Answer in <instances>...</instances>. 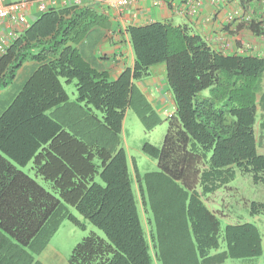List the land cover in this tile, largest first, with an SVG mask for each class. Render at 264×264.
I'll return each mask as SVG.
<instances>
[{"label":"trees","instance_id":"1","mask_svg":"<svg viewBox=\"0 0 264 264\" xmlns=\"http://www.w3.org/2000/svg\"><path fill=\"white\" fill-rule=\"evenodd\" d=\"M246 23L264 34V0ZM108 16L78 5L49 9L0 55V91L25 62L37 67L0 115V228L22 245L48 240L64 219L92 232L73 249L69 264H225L260 256L264 233L255 223H228L205 202L237 170L264 184V152L257 121L264 109V58L225 53L185 24L129 25L134 63L112 78L75 46ZM165 65L174 103L161 147L143 150L157 169L134 175L122 137L133 107L146 129L161 120L137 82ZM63 80L76 81L71 100ZM151 113V114H149ZM264 129V121L259 122ZM100 160V164L95 162ZM54 193L21 170L29 162ZM57 194V195H55ZM264 215V202H252Z\"/></svg>","mask_w":264,"mask_h":264},{"label":"crops","instance_id":"2","mask_svg":"<svg viewBox=\"0 0 264 264\" xmlns=\"http://www.w3.org/2000/svg\"><path fill=\"white\" fill-rule=\"evenodd\" d=\"M12 1L18 0H5L7 3ZM46 1L47 10H60L78 5L108 16L109 25L107 27L94 26L89 30L85 39L75 46L94 66L109 71L112 78H116L125 67H130L134 63L132 46L126 32L129 25H144L153 22L185 24L192 28L194 33L203 36L211 46L225 53L257 55L264 50V35L254 34L248 24L242 21L243 12L250 13L254 6L244 10L239 0H226L219 4L213 3L212 0H204L199 13L193 17L181 13V9L190 0H135L123 10L103 0ZM47 10H39L37 1L31 0L25 11V23L8 19L0 20V37L8 39L7 47ZM2 53L4 51L0 50V55ZM36 67L37 63L34 61L25 62L13 82L0 91V115L7 109ZM152 83L160 91L158 98L147 90ZM137 85L148 100L173 102L166 86L164 64L155 66L152 75L137 82ZM155 264L159 263L155 262Z\"/></svg>","mask_w":264,"mask_h":264},{"label":"rangeland","instance_id":"3","mask_svg":"<svg viewBox=\"0 0 264 264\" xmlns=\"http://www.w3.org/2000/svg\"><path fill=\"white\" fill-rule=\"evenodd\" d=\"M262 8V7H260ZM259 8V9H260ZM264 8V6H263ZM264 9H260L263 11ZM154 67L151 69L153 72ZM145 80V79H144ZM63 84L69 93L71 100L76 98V81ZM147 90L154 97L160 96L155 84L148 86ZM154 105L157 116L161 120L153 129H146L142 119L133 107H129L125 112L123 122L122 137L124 147L128 154L129 168L134 175V165L138 167L143 175L146 172L157 169V160L146 154L143 147L146 143L156 147H161L168 131V116L174 112V103L168 100L159 102L149 100ZM151 114V113H149ZM257 121V135L259 138V151L264 152V129L260 128L259 122L264 121V109L259 106ZM95 162L100 164V160ZM33 162H29L25 167H21L25 173L35 178L47 190L54 193L50 183L36 176L32 169ZM57 195V194H55ZM58 196V195H57ZM264 202V184L256 183L251 175H243L237 170L235 178L225 187L205 198L210 209L217 212L222 221L223 227L228 223L251 222L258 225L264 233V215L252 214V202ZM71 212L80 220L81 225H77L69 219H64L59 228L46 240H40L38 245L42 250H38L37 245H22L13 236L0 228V264H69V257L75 246L92 232L103 236L104 233L98 227L90 223L81 216L75 208L70 207ZM225 264H264V251L260 256L232 259L228 258Z\"/></svg>","mask_w":264,"mask_h":264},{"label":"built area","instance_id":"4","mask_svg":"<svg viewBox=\"0 0 264 264\" xmlns=\"http://www.w3.org/2000/svg\"><path fill=\"white\" fill-rule=\"evenodd\" d=\"M31 0H18L12 2H5V0H0V20H12L14 22L25 23V11ZM39 10H47L48 4L46 0H36ZM80 1V0H76ZM105 3L117 7L119 9H125L128 5L133 3L135 0H103ZM204 0H190L181 9V13L187 16H195L199 13ZM213 3L219 4L225 2L226 0H212ZM246 20H250V15H245ZM8 44V39L5 37H0V50L5 51ZM264 57V51L260 53ZM171 115V113H169Z\"/></svg>","mask_w":264,"mask_h":264},{"label":"clouds","instance_id":"5","mask_svg":"<svg viewBox=\"0 0 264 264\" xmlns=\"http://www.w3.org/2000/svg\"><path fill=\"white\" fill-rule=\"evenodd\" d=\"M260 7H262V5H259V6H257V9L256 10H259L260 11V9H264L263 7L262 8H260ZM260 8V9H259ZM253 9V8H252ZM251 9V11H250V13H247L248 11H246V12H243V16H242V21L243 22H245V23H248V22H250L252 19H253V15H254V13H253V10ZM245 10V9H244ZM245 15H250V20H246L245 19ZM263 29H264V23H263ZM262 35H264V34H262ZM264 51V50H263ZM262 52V51H261ZM261 52H259L257 55H259V56H261L260 55V53ZM256 55V54H255ZM262 57V56H261ZM264 58V57H263ZM171 115H172V113H171ZM170 116V115H169Z\"/></svg>","mask_w":264,"mask_h":264}]
</instances>
